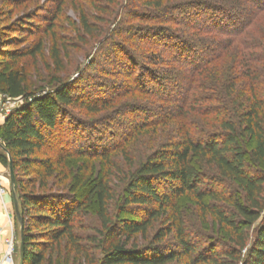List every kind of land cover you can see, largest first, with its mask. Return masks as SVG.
<instances>
[{
  "label": "trees",
  "instance_id": "1",
  "mask_svg": "<svg viewBox=\"0 0 264 264\" xmlns=\"http://www.w3.org/2000/svg\"><path fill=\"white\" fill-rule=\"evenodd\" d=\"M100 1L107 4V9L100 7ZM123 1L93 0L90 7L101 9L115 20L122 9L126 10ZM136 1L143 2L147 12L144 17L148 21L161 20L157 14L166 12L163 0ZM218 1H192L202 11L192 16L201 25L200 29L208 27L217 34H224L226 40L220 43L210 41V45V39L198 37V34L194 35L198 39L192 41L187 36L164 29V22L153 25L154 29L157 28L154 38H160L165 45L171 44L173 58L191 67L185 92L178 93L176 98L180 100L181 96L178 113L173 114L172 119L182 117L183 109L187 108L186 111H192L207 125L191 130L192 125L184 123L180 142L172 143L169 151L152 153L130 173L114 213L110 212V206L115 197L105 178L84 180L77 191L80 194H85V190L88 192L80 203L68 194L34 191L35 185L45 188L48 180L56 177L59 166L69 158L91 154L79 147L75 151L66 147L51 151L54 153L45 158L37 156L45 154L47 148L53 149L52 145H47V137L64 129L67 109L95 113L99 108L98 103H91L94 101L91 98L73 94L71 85L62 81H55L52 91L45 94L30 91L26 72L19 63L25 58L38 57L44 46L42 37L26 45L25 35L35 34L37 30L36 24L31 22L33 17L43 13L38 21L39 26H43L41 34L50 33L62 13L64 0H53L49 6L25 13L10 26L0 28L7 34L3 37L0 32V94L20 101L0 125V164L8 167L11 160L13 173L18 170L28 177L27 182L19 178L14 183L18 190V198L16 191L15 195L21 218V225L18 224L23 238V264H74L69 259L76 260V256L83 253L79 244L81 238L74 233L75 219L91 200L96 202V215L101 225L98 235L102 237L98 247L100 258H92L91 264H264V171L248 169V164L255 166L264 162V97L258 91L257 83H248V103L245 106L240 104L237 116L230 115V102L225 101L232 97L241 79L250 78V64L255 62L250 49L257 52L260 47L250 48L248 41L237 37L245 31L252 14L257 17L264 12V0H244L248 8L241 0ZM125 2L130 7L134 4L132 0ZM76 12L81 28L92 36L86 7L81 5ZM200 17L202 22L198 21ZM7 32L18 35L11 37ZM105 41H108L107 37L99 43L103 45ZM10 46L19 49H5ZM232 46L231 66L220 71L227 60L225 54ZM59 53L54 45L51 56L55 64H58ZM218 68L220 72L214 76ZM237 68L240 73L232 74ZM143 76L144 81H135L139 89L148 86L157 90L168 88L167 76L153 74V71ZM234 117L236 122L231 119ZM209 122L214 123L210 125ZM246 141L250 148L246 147ZM95 154L105 157L104 153ZM194 158L207 160L215 168L216 177L201 173L192 162ZM31 176L35 178L30 179ZM80 182L81 179L76 183ZM223 182L233 185L234 192L226 193V189H221ZM159 189L163 192L158 193ZM186 196L194 199L203 218H211L225 230L227 245L187 228L183 218L172 209L174 202ZM160 220L166 221L167 225L156 228L146 247L129 246L136 237L148 238ZM111 237L112 240L105 244ZM62 244L65 253L71 256L67 257V262L52 257Z\"/></svg>",
  "mask_w": 264,
  "mask_h": 264
},
{
  "label": "rangeland",
  "instance_id": "2",
  "mask_svg": "<svg viewBox=\"0 0 264 264\" xmlns=\"http://www.w3.org/2000/svg\"><path fill=\"white\" fill-rule=\"evenodd\" d=\"M52 1L0 0V28L10 26L17 17L20 18L25 13H34V10L39 7L49 6ZM91 1L93 0H64L62 13L56 21L55 28L45 35L41 34L43 26H39L41 24L38 23L43 13L36 14L31 22L36 24L37 30L35 34L25 35L26 45L34 42L37 37H42L44 44L42 52L36 58H25L19 63L23 65L26 72L30 91L45 94L52 91V84L55 81H62L71 85L73 94L82 95L86 99L91 98L94 100L91 103L93 105L98 103L96 106L99 107L95 113H88L81 109H67L64 129L57 130L47 137V145H52L53 149L47 148L45 154L37 155L45 158L48 154L52 155L54 152L51 151L56 149L58 151L70 147L71 151H75L79 147L84 152L91 153L92 156L90 154L69 158L59 166L60 169L56 170V177L49 179L45 188H38V185H35L34 191L68 194L77 198L80 203L84 201L88 192L85 190V194L78 193L77 190L81 188L82 182L105 178L109 181L110 191L115 197L110 206V212L114 213L115 205L120 199L125 180L130 173L152 153L169 151L172 143L180 142L183 138L181 126H184V123L191 124V130L197 126L200 128L207 125L202 118H196L192 111H186L187 108L183 109L182 117L172 119L175 117L173 114L178 113L176 110L180 106L178 104L181 100L180 94L185 92L184 86L191 75V67L173 58L171 44L166 43L165 45L160 38H154L157 28L154 29L153 25L164 22V29L180 33L192 41L202 37L210 39L209 43L210 41L220 43L226 40V36L222 33L217 34L212 28L200 29L201 25H198L197 20L194 19V14L202 11L192 2L195 0H163L166 12L157 14L162 19L149 21L144 17L147 12L142 6V1L132 0L134 4L131 7L126 5L127 0L121 2L123 8L124 5L127 7L126 10L122 9L115 20L101 12V9L90 7ZM213 1L219 2L218 0ZM242 2L247 3L244 0H241ZM18 3L20 5L16 6ZM81 5L86 7L90 15L92 36L86 34L81 28L76 12ZM100 7L107 9L108 6L100 1ZM244 7L248 8L249 5L245 4ZM255 16L256 14H252L250 23L237 38L241 41H248L246 43H250V48L260 47V50L256 52L250 49L254 53L253 59L255 60L250 64V78L241 79L242 83L236 84L237 87L234 88L232 97L225 100L230 102V115L237 116L240 112V104L245 106L248 103V83L250 85L257 83L258 91L264 97V12ZM201 18H198L199 22ZM106 26H109L108 29ZM197 34L200 36L194 37ZM1 35L7 36L3 31ZM8 35L17 37L18 34L9 33ZM111 35L113 36L110 37ZM105 37L108 41L102 45L99 41ZM54 45L60 52L58 64L54 63L51 56V49ZM234 46L225 54L227 60L220 71L231 66ZM5 49L19 48L10 46ZM152 71L153 74L156 72L159 76H167L165 82L168 88L157 90L151 84L152 89H149V86L143 89L138 88L135 81H144L143 75H148ZM220 71L218 68L213 75L215 76ZM239 73V68L232 70V74L238 75ZM220 76L221 74L216 77ZM212 82L216 84L214 79ZM178 93H180V97L178 96L180 100L176 99ZM5 105L11 107L9 103ZM184 115L190 118L186 119ZM231 119L236 122L235 117ZM209 123L213 125L214 122ZM246 143V147L250 148V143L248 141ZM0 153H2L1 149ZM95 153L98 155L104 153L105 157L101 158ZM192 162L201 173L208 177H216L215 168L207 160L194 158ZM248 166L250 167L248 169L252 171H264V162L255 166L248 164ZM19 178L22 181H28V177L23 176L17 170L14 174V183ZM29 178L34 179L35 176ZM80 179L81 182L76 183ZM0 183L3 189L0 197V214L4 217L3 224L0 226V264H10L5 261V253L7 241L11 237L14 246L11 264H19L21 230L14 213L9 170L1 164ZM221 189H226V193L234 192V186L229 183L223 182ZM14 191L17 192L18 198L16 187ZM162 192V189L158 190V193ZM172 209L183 218L187 228L193 233L212 238L223 245L228 244L225 230L216 225L211 218H203L192 197L186 196L178 199L174 202ZM75 221L77 222L74 233L81 238L79 244L83 253L76 256V260L69 259V262L91 264L92 258L96 260L101 255V250L98 248L102 240V237L98 235L101 225L96 215V202L91 200L85 204ZM166 225V221L160 220L154 225L148 238L136 237L131 240L129 246L146 247L156 228ZM112 238L104 240L105 244H108ZM52 257L64 262L68 260L67 257L71 256L65 253L62 244L58 250L53 252Z\"/></svg>",
  "mask_w": 264,
  "mask_h": 264
},
{
  "label": "built area",
  "instance_id": "3",
  "mask_svg": "<svg viewBox=\"0 0 264 264\" xmlns=\"http://www.w3.org/2000/svg\"><path fill=\"white\" fill-rule=\"evenodd\" d=\"M20 101L18 99H10L5 95L0 94V125L5 121L6 117L9 116L11 109L17 105ZM5 103H9L7 107ZM3 193V189L0 183V197ZM14 253L13 239L12 237L7 241L6 253H5V261L7 263H12V254Z\"/></svg>",
  "mask_w": 264,
  "mask_h": 264
},
{
  "label": "water",
  "instance_id": "4",
  "mask_svg": "<svg viewBox=\"0 0 264 264\" xmlns=\"http://www.w3.org/2000/svg\"><path fill=\"white\" fill-rule=\"evenodd\" d=\"M8 170H9V178H10V185H11V191H12L14 213H15L17 221L21 225V218H20V214H19L18 201H17L15 191H14L15 190L14 173H13V166H12L11 160H9ZM19 258H20L19 264H23V238H22V234L20 236Z\"/></svg>",
  "mask_w": 264,
  "mask_h": 264
},
{
  "label": "crops",
  "instance_id": "5",
  "mask_svg": "<svg viewBox=\"0 0 264 264\" xmlns=\"http://www.w3.org/2000/svg\"><path fill=\"white\" fill-rule=\"evenodd\" d=\"M3 221H4V217L0 214V226L3 224Z\"/></svg>",
  "mask_w": 264,
  "mask_h": 264
}]
</instances>
